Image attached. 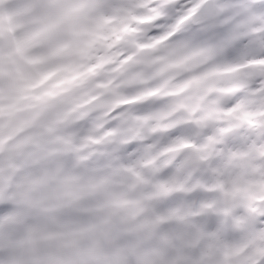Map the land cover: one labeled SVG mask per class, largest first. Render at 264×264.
I'll return each instance as SVG.
<instances>
[{
	"label": "clouds",
	"instance_id": "obj_1",
	"mask_svg": "<svg viewBox=\"0 0 264 264\" xmlns=\"http://www.w3.org/2000/svg\"><path fill=\"white\" fill-rule=\"evenodd\" d=\"M0 264H264V0H0Z\"/></svg>",
	"mask_w": 264,
	"mask_h": 264
}]
</instances>
